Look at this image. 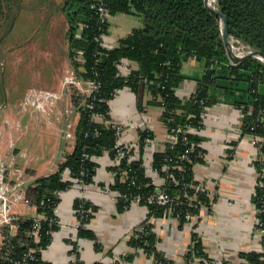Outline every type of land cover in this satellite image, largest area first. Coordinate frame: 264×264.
Masks as SVG:
<instances>
[{"label":"trees","instance_id":"trees-1","mask_svg":"<svg viewBox=\"0 0 264 264\" xmlns=\"http://www.w3.org/2000/svg\"><path fill=\"white\" fill-rule=\"evenodd\" d=\"M101 5L109 17L118 13L133 15L142 20L143 26L132 29L117 41L116 46L109 47L106 40L101 41L102 36L107 38L110 24L109 18L103 19L98 10ZM216 7L227 18L231 38L264 53V0H217ZM64 13L69 27L67 39L72 66L80 79L94 82L97 89L91 95L74 90L71 101L80 112L75 150L57 172L38 179L26 190V196L36 205L37 212L47 216L42 221L40 241L34 242L27 234L34 225V218L20 216L19 234L13 240L12 260L0 259V264H15L30 248H35L37 258L32 264H44L42 252L49 247L53 233L60 229V223L54 222V218L58 219L54 209L60 205V193L73 185L65 179V173L69 169L73 177H79L89 185L94 182L99 166L92 157L104 156L107 152L111 158L115 157L116 130L106 122L112 119L111 102L125 90L135 95L138 112H146L152 105L161 107L162 120L168 129L190 124L198 131L186 134L187 141L180 134L174 146L168 144L166 149L151 153V167L165 180L160 188L172 199L171 205L146 202L147 196L158 188L144 161L147 155L144 140L155 137L152 130L139 128L141 157L138 160H123L120 166L110 167L118 173L121 169L129 170L126 182L118 174L109 186L119 193V212L127 211L132 196L136 194L142 196L140 204L148 208L146 218L140 223L144 229L127 237V255L111 264L133 261L141 254V248L155 264H176L172 253H169L170 258L166 256L168 252L160 249V239L154 231L155 222L150 221L170 215L178 218L182 226L187 221L188 212L199 215L202 204L212 212V202L218 196L212 197L208 190L201 193L195 188L201 183L207 186L196 179L194 172V166L205 161L206 150L201 145L204 137L199 132L206 127L202 115L210 106L227 102L242 112L241 136L264 138V62L254 56L239 62L231 61L222 37L221 16L210 9L205 0H66ZM190 59L203 64L202 73L183 72V64ZM184 80L196 82L188 99H182L176 92ZM97 114L104 115L106 122L94 120ZM260 146L264 152V143ZM188 148H192L188 154L190 160H179ZM84 154L91 157L85 158ZM254 164L261 171L263 164L260 160H254ZM165 166L169 169L165 170ZM172 175L177 182L172 181ZM257 182L252 202L264 229V176ZM194 196L199 204L197 207L191 204ZM73 207L79 222L78 238L94 240L97 250L103 251L97 234L89 226L98 206L78 196ZM170 209L172 214H169ZM192 237L193 244L183 256V264H215L204 251L200 236L194 232ZM71 242L73 251L80 257L79 243ZM240 256L241 264H264V252H241Z\"/></svg>","mask_w":264,"mask_h":264},{"label":"crops","instance_id":"crops-1","mask_svg":"<svg viewBox=\"0 0 264 264\" xmlns=\"http://www.w3.org/2000/svg\"><path fill=\"white\" fill-rule=\"evenodd\" d=\"M135 17L123 13L111 15L106 45L114 47L132 29L142 27L143 22L142 26L138 22L141 19L135 20ZM67 56L69 58V49ZM69 63L72 66L70 58ZM72 72L77 75L75 69ZM183 72L202 73L203 64L190 59L183 64ZM64 85L62 82H28L23 90H19L15 82L12 96L17 90L20 94L13 101L8 98L0 108V159L4 160V166L10 170L8 187L13 193L26 195V190L34 186L38 179L57 172L75 150L80 112L75 107V115L73 113L69 118L65 113L69 105ZM195 85L193 80H184L176 90L177 95L188 99ZM39 91L54 96L42 99L43 104L39 106L27 102L28 98L33 99ZM71 97L72 94L70 103ZM68 111L72 112L73 109ZM110 114L112 119L108 122L132 121L136 125V132H139V128L154 132L155 139L160 143L159 150L164 146L167 126L162 120L161 107L152 105L146 112H138L135 95L125 90L118 93L117 98L111 102ZM241 118V110L227 102L221 101L208 108L206 127L201 132L204 137L201 145L206 150L205 161L197 163L194 172L199 181L207 183L213 197L218 196L212 202V212L202 208L192 226H181L170 215L155 220L154 231L160 239V249L172 253L179 264L184 263L183 256L193 244L194 232L200 236L204 251L214 263L241 264V252H262L261 236L255 226L257 210L252 202L257 184L254 160L258 151L255 137L241 136ZM97 121L106 122L101 118H97ZM110 159L108 152L104 156L94 157L99 166L94 182L87 185L84 192L87 199L98 206L89 226L97 234L104 250H97L94 240L78 238L73 204L82 191L72 186L60 193V229L53 233L49 247L42 252L44 264H68L73 240L79 243L81 264H111L120 259L122 251L129 249L127 237L146 218L147 210L143 205H135L128 211L119 212V193L109 187L113 182ZM153 177L160 180L158 176ZM13 209L21 216L34 217L38 213L36 205L32 203L29 206L18 203ZM123 264L155 263L152 258L139 254L133 261H124Z\"/></svg>","mask_w":264,"mask_h":264},{"label":"rangeland","instance_id":"rangeland-1","mask_svg":"<svg viewBox=\"0 0 264 264\" xmlns=\"http://www.w3.org/2000/svg\"><path fill=\"white\" fill-rule=\"evenodd\" d=\"M65 2L0 0V108L8 98L13 101L20 94L17 90L12 96L15 82L19 90H23L28 82H62L63 85L66 82L64 94L69 107L65 113L69 118L76 114L70 96L74 90L86 94L87 88L85 85L67 83L77 82L80 78L72 72L74 69L67 56L69 27L64 13ZM138 22L142 26V21ZM230 40L232 49H247L240 41ZM70 108L72 112L68 111ZM21 144H24V138ZM4 164V160L0 159V186L7 189L11 173Z\"/></svg>","mask_w":264,"mask_h":264},{"label":"built area","instance_id":"built-area-1","mask_svg":"<svg viewBox=\"0 0 264 264\" xmlns=\"http://www.w3.org/2000/svg\"><path fill=\"white\" fill-rule=\"evenodd\" d=\"M98 10L100 11L103 19L109 18V14L103 5H101ZM232 39H234V38H232ZM105 40H106V37L102 36L101 41H105ZM244 46L247 48L246 50L243 49V51H240V49H237V50L233 49V51L238 56H245L253 50L248 45L244 44ZM76 81L77 82H67V83H69V84L76 83V84L82 85V86H84L86 84L87 85L86 86V88H87L86 94L87 95H91L92 92L95 89H97V85L94 82H90V81L81 82L80 80H76ZM48 96L53 97L54 95L52 93H49V92L39 91V92L34 94L33 99L28 98L27 102H29L31 104H36L37 106H39L40 104L41 105L43 104L42 99H44ZM88 106L91 107L92 105L89 104ZM207 115H208V109L205 113H203L202 116L204 119H206ZM97 118H101L102 120H105V117L102 114L94 115V120L97 121ZM107 124H111L115 128L116 137H117V141H116V144L114 146L116 154H115V157L110 159L111 166L112 167H118L121 165L123 160H126L128 162L138 160L141 157L140 156L141 155L140 150H139L140 136H139V132L138 131L136 132V130H135V128H136L135 123H133L132 121L123 122V123L108 122L107 121ZM197 131H198V129L196 127L190 125V124L181 125L178 128H172V129L167 128L166 142H165L163 147L161 146L162 147L161 150L166 149L168 144H170L171 147L174 146L179 141L180 134L183 135V140L187 141L186 134L197 132ZM131 132L134 134V136H132ZM199 132L201 133V131H199ZM144 142H145V150H146V154H147L144 157V159H145L144 161H145V167L147 169V172L151 176H158L160 178V180L158 181V180H155V178L153 177L158 188H157L156 192L147 196L146 202L148 204H158L160 206L171 205L172 199L164 190H162L160 188L161 184H163L165 182V180L163 178H161L151 167V161H152L151 153H153L154 151H158L160 149V147H159L160 143L157 142L155 137L154 138L146 137ZM261 143H264V138L255 137V144H256L257 151H258L257 157H255V160H260V162L263 164L261 171H258L256 169L257 167L255 166V169L257 172V179H260L264 176V152L261 151V146H260ZM191 149L192 148L186 149V151L179 157V160H181V161L190 160L188 157V154L191 151ZM83 156L85 158L91 157L88 154H84ZM92 159L94 160V156L92 157ZM179 168H181V166H179ZM168 169H169L168 166H165V170H168ZM111 173L113 176V181L115 180L116 177H118V174H120L119 176H120V179L122 181L126 182L129 178V170L128 169H121L120 173H118V170H111ZM65 175H66L65 179L70 180L73 183L72 186L80 188V190L82 191L80 197L87 199V197L84 194L85 187L87 185H85L79 177H73L71 175L69 169H67ZM171 178H172V181L177 182L173 175L171 176ZM131 182L134 183V180L132 179ZM0 188H2V189H0V259L1 260H12L11 259V252L13 249V240L19 234L20 225H19L18 220L21 216L20 214H18L14 211L13 207H14V205H16L18 203L24 204L25 206H29L32 202L30 201L29 198H27L25 196V193H18V192L13 193V191H11V189L9 187H7V189H5L4 186H0ZM195 188H196V191L201 192V193L207 192V190H208L209 195H211L213 197V194L209 190L208 186L201 183L200 185L195 186ZM121 196H124V195L122 194ZM125 198H128V197H125ZM141 200H142L141 195H139V194L133 195L131 200H130L131 201L130 206L127 207L128 208L127 211L130 210L135 205H141L140 204ZM192 200H193V203H191V204L193 206L197 207L199 204L196 201V197L195 196L192 197ZM200 206H201V209L207 208V206H205L203 204ZM144 207L148 212V208L146 206H144ZM59 211H60V208L58 205L54 209V212L57 215L58 219L56 220L54 218V222L60 223ZM169 214H172L171 209H170ZM186 217H187V221L185 224H187L188 226L189 225L192 226L194 224V222L197 220L198 215H194L191 212H188ZM33 218H34V225H33L32 229L27 234L32 238V240L34 242H39L41 239V236H42V232H41L42 221L46 220L47 216L44 213H37V215L34 216ZM173 218H175V217H173ZM175 219L178 221V218H175ZM150 222L153 223L156 221L153 218ZM78 226H79V222H77V227ZM255 226H256L258 234L261 236V240H263L264 239V229L262 228L261 220L258 217H256V219H255ZM143 229H144V226L142 224H139L137 226V228L132 230V233L130 234V236L134 235V232H136L137 230L142 231ZM18 240L21 243V245H24L22 239L18 238ZM73 250H74V247H72V253H71V256L69 258L68 264H81V258L78 257V255ZM77 250L78 251L80 250L79 246H78ZM139 251L141 252L142 255H146V253H144V250L142 248L139 249ZM127 252H128L127 250L122 251L121 256L122 257L126 256ZM262 252H264V244L262 246ZM79 254H80V251H79ZM166 256L171 258V255L169 253H166ZM172 256H173V254H172ZM36 259L37 258L35 257V248L34 249L30 248L23 255L22 259L17 261L15 264H32V261H34ZM120 260H123V259L120 258ZM122 262H124V261H122Z\"/></svg>","mask_w":264,"mask_h":264},{"label":"water","instance_id":"water-1","mask_svg":"<svg viewBox=\"0 0 264 264\" xmlns=\"http://www.w3.org/2000/svg\"><path fill=\"white\" fill-rule=\"evenodd\" d=\"M205 4L212 10L214 11H217L220 16H221V19H222V37H223V40H224V43L226 45V48H227V52H228V55L231 59L232 62H239L241 60H244L248 57H251V56H254L260 60H262L264 62V53L259 51V50H252L249 54L245 55V56H238L237 54H235V52L233 51V49L231 48V45H230V42H231V36H230V33H229V25H228V21H227V18L225 17V15L220 12L219 10H217V7H211L209 4H208V0H205Z\"/></svg>","mask_w":264,"mask_h":264},{"label":"bare ground","instance_id":"bare-ground-1","mask_svg":"<svg viewBox=\"0 0 264 264\" xmlns=\"http://www.w3.org/2000/svg\"><path fill=\"white\" fill-rule=\"evenodd\" d=\"M217 0H208V4L211 6V7H215L217 2ZM237 42V41H236Z\"/></svg>","mask_w":264,"mask_h":264}]
</instances>
